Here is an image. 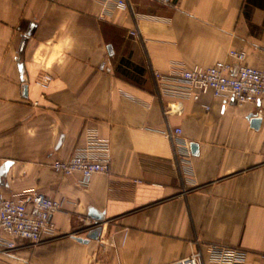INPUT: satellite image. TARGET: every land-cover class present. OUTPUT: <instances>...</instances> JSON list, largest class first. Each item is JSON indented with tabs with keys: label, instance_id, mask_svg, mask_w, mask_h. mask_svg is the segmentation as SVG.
Masks as SVG:
<instances>
[{
	"label": "crops",
	"instance_id": "1",
	"mask_svg": "<svg viewBox=\"0 0 264 264\" xmlns=\"http://www.w3.org/2000/svg\"><path fill=\"white\" fill-rule=\"evenodd\" d=\"M103 1L0 0V198L34 190L62 202L56 236L20 240L0 264H172L209 244L264 264L260 103L205 94L166 113L178 100L154 76L231 62L230 50L264 67V0H128L107 13ZM175 128L198 145L190 165L167 135ZM88 129L110 140L112 164L82 185L52 163ZM99 227L98 239H76Z\"/></svg>",
	"mask_w": 264,
	"mask_h": 264
},
{
	"label": "built area",
	"instance_id": "2",
	"mask_svg": "<svg viewBox=\"0 0 264 264\" xmlns=\"http://www.w3.org/2000/svg\"><path fill=\"white\" fill-rule=\"evenodd\" d=\"M157 1L170 4L173 0ZM103 4L106 13L112 8L122 11L129 8L128 0H104ZM131 35L138 36V30H132ZM228 55L231 62L219 60L210 66L180 65L169 73L154 72L161 95L178 100L168 104L166 113H181L182 99L198 101L202 95L212 94L236 104L259 102V116L264 118V67L247 64L245 51L230 50ZM51 80L52 76L45 74L38 84L45 90ZM182 132L181 128H175L167 135L183 163L190 165L193 153ZM111 164L110 140L102 137L98 130L88 129L84 144L78 146L70 158L53 162L52 167L67 176L79 173L80 184L88 185L95 174L109 173ZM61 208L60 200L34 190L0 198V252L15 256L20 240L38 244L56 236L53 216ZM246 260L247 251L243 248L209 244L172 264H246Z\"/></svg>",
	"mask_w": 264,
	"mask_h": 264
},
{
	"label": "water",
	"instance_id": "3",
	"mask_svg": "<svg viewBox=\"0 0 264 264\" xmlns=\"http://www.w3.org/2000/svg\"><path fill=\"white\" fill-rule=\"evenodd\" d=\"M261 109V108H260ZM259 109V111H260ZM259 111L254 113V114H251V117H252V124L254 127L258 128L260 123L262 122V118H257L259 117ZM191 150H192V153L195 154L197 151H198V145L196 144H192L191 145ZM91 215L96 218L98 221L102 220V216L99 215L98 213H96L95 211H92ZM101 231H102V228L99 227L93 231H91L88 235V238L86 239H83V238H80V237H76V239L79 241V242H82V243H88L91 239H98V237L100 236L101 234Z\"/></svg>",
	"mask_w": 264,
	"mask_h": 264
}]
</instances>
